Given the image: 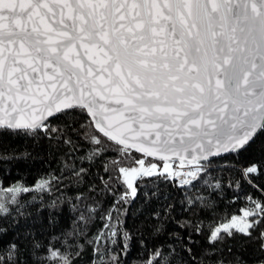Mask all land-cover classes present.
Returning a JSON list of instances; mask_svg holds the SVG:
<instances>
[{"label": "snow or ice", "instance_id": "obj_1", "mask_svg": "<svg viewBox=\"0 0 264 264\" xmlns=\"http://www.w3.org/2000/svg\"><path fill=\"white\" fill-rule=\"evenodd\" d=\"M133 256L264 264V0H0V264Z\"/></svg>", "mask_w": 264, "mask_h": 264}, {"label": "trees", "instance_id": "obj_2", "mask_svg": "<svg viewBox=\"0 0 264 264\" xmlns=\"http://www.w3.org/2000/svg\"><path fill=\"white\" fill-rule=\"evenodd\" d=\"M23 150L32 154L35 163H33L31 167L18 169L15 173L10 175V179L12 178V175H22L25 180L30 184L40 172H46L51 170L59 174L61 157L57 154L54 147L49 148L46 142H41L40 147H36L33 144H27ZM132 259L133 264H135L136 257L133 256Z\"/></svg>", "mask_w": 264, "mask_h": 264}]
</instances>
